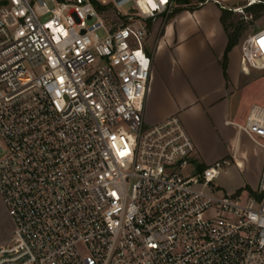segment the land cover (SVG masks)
<instances>
[{
    "label": "built area",
    "instance_id": "obj_1",
    "mask_svg": "<svg viewBox=\"0 0 264 264\" xmlns=\"http://www.w3.org/2000/svg\"><path fill=\"white\" fill-rule=\"evenodd\" d=\"M208 3L245 14L262 0ZM176 8L0 0V198L14 225L0 264H264V162L245 196L219 192L228 161L202 165L178 115L144 120L148 23ZM262 39L242 42L244 74L264 73ZM238 130L264 150V107Z\"/></svg>",
    "mask_w": 264,
    "mask_h": 264
},
{
    "label": "crops",
    "instance_id": "obj_2",
    "mask_svg": "<svg viewBox=\"0 0 264 264\" xmlns=\"http://www.w3.org/2000/svg\"><path fill=\"white\" fill-rule=\"evenodd\" d=\"M210 4L176 15L164 25L162 34L151 45L152 74L144 120L154 126L178 115L202 165L229 162L222 176L226 167L248 168L252 154L243 146L245 139L252 142L238 130V125L244 123L230 119L228 99L237 89L234 65L237 47L229 54L227 81L222 58L228 36L221 22L222 11L207 10ZM196 39L204 44L208 59L201 57ZM263 162L264 150L255 160L257 177L247 188L257 187ZM239 190L240 187L235 189Z\"/></svg>",
    "mask_w": 264,
    "mask_h": 264
},
{
    "label": "rangeland",
    "instance_id": "obj_3",
    "mask_svg": "<svg viewBox=\"0 0 264 264\" xmlns=\"http://www.w3.org/2000/svg\"><path fill=\"white\" fill-rule=\"evenodd\" d=\"M175 3L176 7L180 9H189L190 7L200 6V3L196 0H192L191 4L188 6L180 5L178 0H175ZM246 3L247 1H234L229 2L227 6L233 11V9L236 8H244ZM132 6L133 5H129L125 8V10H129ZM206 9L212 12L214 11V13H217L216 11H222L221 8L214 3H211ZM233 14V22L240 23L243 31L240 37L239 45L237 46L234 55V65L237 74V89L234 93L229 95L228 101L230 104V119L235 122L244 123L246 115L248 114L252 105L257 104L264 107V73L256 70H251L249 74L243 73L240 65V46L248 36L264 29V11L261 13L260 18L258 19L251 18V15H249L246 10L245 14L236 12H233ZM166 23L167 21H165V19H157L154 22L151 21V27L149 28L146 42V49L150 55L152 54L151 45L153 46L155 41L162 34L163 27ZM99 36L101 38L104 37L103 33H99ZM194 42H197V48L199 51H201V57H203V59H208L206 53L204 52V44H202L200 39H196ZM226 48L227 45L225 46L224 55ZM224 55L222 59H224ZM146 124L148 126H153L147 122ZM243 149L252 154L250 157L251 162L248 163V168L237 170L234 165L231 167H226V173H223L221 178L216 180L214 183L215 189L217 191L225 194H241L244 192L243 194L245 196V191L249 190L247 189V186H249V184L254 182V179H256L255 160L263 153V150L250 143L246 139L244 140ZM206 165L209 166L212 164ZM238 187H240V190L235 191V189ZM13 229V221L0 198V246L10 242Z\"/></svg>",
    "mask_w": 264,
    "mask_h": 264
},
{
    "label": "trees",
    "instance_id": "obj_4",
    "mask_svg": "<svg viewBox=\"0 0 264 264\" xmlns=\"http://www.w3.org/2000/svg\"><path fill=\"white\" fill-rule=\"evenodd\" d=\"M192 0H178V3L183 6H188L191 4ZM199 3H204L206 0H196ZM199 7H190L189 9H180L177 8L173 15H171L167 22L171 21L176 15L181 13L184 10L188 11H195ZM246 11L253 17V19H258L261 16V13L264 11V0H262V3L256 4L250 8H247ZM233 12L232 11H222L221 16V22L222 25L227 33L228 36V45L225 51L224 59L222 62L223 70H224V76L226 80L228 81V63H229V54L232 52L234 48H236L239 45L240 37L243 31L242 26L240 23L233 22ZM149 28L151 27V21L148 23ZM251 190L250 188H247Z\"/></svg>",
    "mask_w": 264,
    "mask_h": 264
},
{
    "label": "snow or ice",
    "instance_id": "obj_5",
    "mask_svg": "<svg viewBox=\"0 0 264 264\" xmlns=\"http://www.w3.org/2000/svg\"><path fill=\"white\" fill-rule=\"evenodd\" d=\"M164 2H165V0H161V3H164ZM260 44H261L262 47H264V39H262V40L260 41Z\"/></svg>",
    "mask_w": 264,
    "mask_h": 264
}]
</instances>
